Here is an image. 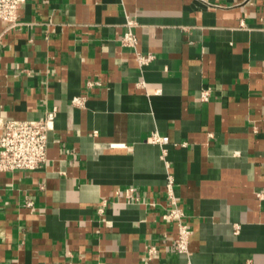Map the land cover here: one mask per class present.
Returning a JSON list of instances; mask_svg holds the SVG:
<instances>
[{"label": "crops", "instance_id": "crops-1", "mask_svg": "<svg viewBox=\"0 0 264 264\" xmlns=\"http://www.w3.org/2000/svg\"><path fill=\"white\" fill-rule=\"evenodd\" d=\"M55 108L42 167L0 172V264H264V0H26L0 124Z\"/></svg>", "mask_w": 264, "mask_h": 264}, {"label": "built area", "instance_id": "built-area-1", "mask_svg": "<svg viewBox=\"0 0 264 264\" xmlns=\"http://www.w3.org/2000/svg\"><path fill=\"white\" fill-rule=\"evenodd\" d=\"M26 0H0V21L7 23L11 28L20 24V10ZM134 23L129 22V28L124 33L121 42L124 46L136 48L138 38L133 31ZM142 63L151 61L154 56L139 55ZM204 100L209 97V90L202 93ZM83 98L78 97L73 100L74 104H82ZM57 108L49 110L39 119L15 120L9 119L0 128V172L35 171L42 167L47 161L49 133L54 129L55 114ZM149 141L161 146L167 145L170 140L168 136L154 132L149 136ZM175 180L169 176L167 192L171 198V204L163 218L169 222L178 223V236L175 240V249L180 254L189 252V243L192 232L184 223L185 214L179 207L178 200L174 194ZM132 197L133 190L127 191ZM132 199V198H131ZM32 204L28 203V206ZM154 250V249H153ZM151 250V251H153Z\"/></svg>", "mask_w": 264, "mask_h": 264}]
</instances>
